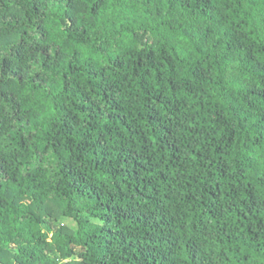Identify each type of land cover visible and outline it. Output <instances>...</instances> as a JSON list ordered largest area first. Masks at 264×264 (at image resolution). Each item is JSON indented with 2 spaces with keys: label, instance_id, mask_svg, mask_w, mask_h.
<instances>
[{
  "label": "trees",
  "instance_id": "obj_1",
  "mask_svg": "<svg viewBox=\"0 0 264 264\" xmlns=\"http://www.w3.org/2000/svg\"><path fill=\"white\" fill-rule=\"evenodd\" d=\"M0 264H264V0H0Z\"/></svg>",
  "mask_w": 264,
  "mask_h": 264
}]
</instances>
